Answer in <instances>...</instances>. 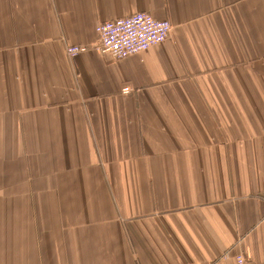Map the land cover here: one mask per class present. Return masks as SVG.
I'll return each mask as SVG.
<instances>
[{"label":"crops","instance_id":"0c3cea01","mask_svg":"<svg viewBox=\"0 0 264 264\" xmlns=\"http://www.w3.org/2000/svg\"><path fill=\"white\" fill-rule=\"evenodd\" d=\"M136 13L167 40L94 51ZM238 255L264 264V0H0V264Z\"/></svg>","mask_w":264,"mask_h":264},{"label":"built area","instance_id":"2783aa9c","mask_svg":"<svg viewBox=\"0 0 264 264\" xmlns=\"http://www.w3.org/2000/svg\"><path fill=\"white\" fill-rule=\"evenodd\" d=\"M171 25L168 21L155 20L147 13H136L130 17L100 23L95 28L98 45L93 47L100 54L110 55L114 59L142 53L152 46L161 44L169 37ZM87 51L83 46H68L67 57L74 59ZM129 90H123L128 93ZM238 264H244L241 255L236 257Z\"/></svg>","mask_w":264,"mask_h":264}]
</instances>
